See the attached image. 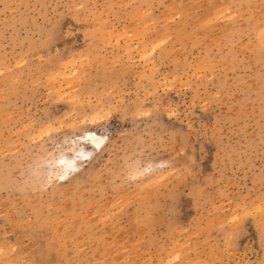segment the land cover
Wrapping results in <instances>:
<instances>
[{
    "label": "rangeland",
    "instance_id": "rangeland-1",
    "mask_svg": "<svg viewBox=\"0 0 264 264\" xmlns=\"http://www.w3.org/2000/svg\"><path fill=\"white\" fill-rule=\"evenodd\" d=\"M0 264H264V0H0Z\"/></svg>",
    "mask_w": 264,
    "mask_h": 264
},
{
    "label": "snow or ice",
    "instance_id": "snow-or-ice-1",
    "mask_svg": "<svg viewBox=\"0 0 264 264\" xmlns=\"http://www.w3.org/2000/svg\"><path fill=\"white\" fill-rule=\"evenodd\" d=\"M157 47H159V45H157ZM169 111L172 112L173 115H175V113L172 111V109H169ZM143 115H151V113L144 112ZM93 123H95V120H93ZM170 135L172 137H175V136L178 135V133L172 132V133H170ZM85 138L87 140H89L96 148H100L103 145V143L105 142V140L107 139V137H98L93 132H88ZM80 155L84 156L85 159H87L90 156V154H86V153H83V152H81ZM192 175L195 178V173H192ZM59 178L61 180H65V179H67V175L65 173H61Z\"/></svg>",
    "mask_w": 264,
    "mask_h": 264
},
{
    "label": "bare ground",
    "instance_id": "bare-ground-1",
    "mask_svg": "<svg viewBox=\"0 0 264 264\" xmlns=\"http://www.w3.org/2000/svg\"><path fill=\"white\" fill-rule=\"evenodd\" d=\"M94 146V145H93ZM95 147V146H94ZM96 148V147H95ZM75 160L76 158L75 157H61L59 160H58V164L60 167V171L62 173H66L68 172L69 170H72L75 166L77 167L78 164L75 163Z\"/></svg>",
    "mask_w": 264,
    "mask_h": 264
}]
</instances>
